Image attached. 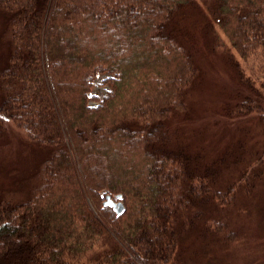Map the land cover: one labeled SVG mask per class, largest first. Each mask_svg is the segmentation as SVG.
I'll return each mask as SVG.
<instances>
[{
	"label": "trees",
	"instance_id": "obj_1",
	"mask_svg": "<svg viewBox=\"0 0 264 264\" xmlns=\"http://www.w3.org/2000/svg\"><path fill=\"white\" fill-rule=\"evenodd\" d=\"M199 5L214 23L204 26L213 53L230 56L216 28L243 57L264 47V0H0V264H171L205 209L213 235L226 228L237 182L254 190L264 175V150L215 187L224 168L237 169L243 141L209 165L173 142L181 132L170 122L190 113L189 90L204 74L177 18ZM103 73L110 91L91 108ZM250 90L227 116L264 126V85ZM128 93L145 97L127 102ZM13 127L24 138L16 158ZM113 144L138 152L143 172L113 171ZM112 194L122 197L119 217L103 206Z\"/></svg>",
	"mask_w": 264,
	"mask_h": 264
},
{
	"label": "rangeland",
	"instance_id": "obj_2",
	"mask_svg": "<svg viewBox=\"0 0 264 264\" xmlns=\"http://www.w3.org/2000/svg\"><path fill=\"white\" fill-rule=\"evenodd\" d=\"M205 13L204 8L199 5L183 10L177 18V28L187 31L192 39L191 45L197 51L198 61L204 74L198 79L195 87L189 90L190 95L187 100L190 113L188 112L185 119L173 118L170 126L173 130L178 128L181 132L176 134L173 142L175 143L177 139L184 140L188 152L192 156H198L199 162L203 165H209L217 160L218 156L230 150L238 140L243 141L242 160L240 159L237 167L239 171L233 166L224 168L223 175L215 183V187H224L227 181L238 180L239 172L246 169L250 162H254L264 150V126L254 119V116L237 120L227 116L230 104L240 101L252 92L250 86L261 93L264 85V47L256 48L251 54L249 50L243 57L231 47L222 31L215 26L230 56L213 53L208 45L209 39L204 26L206 23L213 25L214 23ZM183 36L186 39L187 35L183 33ZM103 41H105L104 45H107L106 52L115 48L110 40L106 41L104 38ZM231 62L238 63L239 70L248 80L249 87L241 85ZM107 77L110 75L103 73L93 80L90 99L87 101L89 107H97L110 91V87L103 84V80ZM159 89L152 90L150 95L148 94L149 99L160 97L158 93L164 92V86ZM130 94L125 96L127 102L129 98L139 102L145 97L143 93H137L136 96ZM259 98L264 101V96ZM11 132V158H16V154L23 150L24 138L23 133L14 127ZM91 147L86 144L84 148ZM97 152H99L98 148L95 150V153ZM108 156L111 157L110 167L115 172L122 171L123 167L133 168L134 176L143 172L145 164L138 152L132 153L122 149L120 145L113 144ZM8 164L6 169H9ZM0 178L6 179L3 173L0 174ZM263 181L264 175L256 177L255 187L252 188L254 190L242 185L243 182H237L233 205L223 210L226 228L218 235H213L212 229L207 227L210 225L207 219H210L211 215L208 208L205 209L206 219L201 217L191 227L185 229L177 244L176 254L171 258V264H264ZM230 232L232 237H229Z\"/></svg>",
	"mask_w": 264,
	"mask_h": 264
},
{
	"label": "water",
	"instance_id": "obj_3",
	"mask_svg": "<svg viewBox=\"0 0 264 264\" xmlns=\"http://www.w3.org/2000/svg\"><path fill=\"white\" fill-rule=\"evenodd\" d=\"M103 206L111 208L117 217L121 216L125 210L121 195H116L114 197L109 195L105 196Z\"/></svg>",
	"mask_w": 264,
	"mask_h": 264
}]
</instances>
